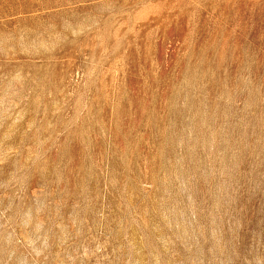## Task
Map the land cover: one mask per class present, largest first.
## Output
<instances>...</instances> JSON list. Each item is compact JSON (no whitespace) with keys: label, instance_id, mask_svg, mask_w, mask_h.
Listing matches in <instances>:
<instances>
[{"label":"rangeland","instance_id":"obj_1","mask_svg":"<svg viewBox=\"0 0 264 264\" xmlns=\"http://www.w3.org/2000/svg\"><path fill=\"white\" fill-rule=\"evenodd\" d=\"M0 264H264V0H0Z\"/></svg>","mask_w":264,"mask_h":264}]
</instances>
